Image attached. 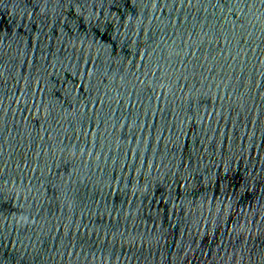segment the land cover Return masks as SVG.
<instances>
[{
  "label": "water",
  "instance_id": "water-1",
  "mask_svg": "<svg viewBox=\"0 0 264 264\" xmlns=\"http://www.w3.org/2000/svg\"><path fill=\"white\" fill-rule=\"evenodd\" d=\"M0 264H264V0H0Z\"/></svg>",
  "mask_w": 264,
  "mask_h": 264
}]
</instances>
